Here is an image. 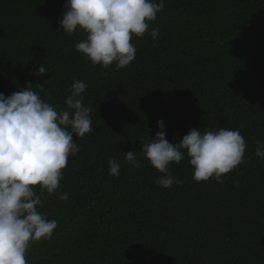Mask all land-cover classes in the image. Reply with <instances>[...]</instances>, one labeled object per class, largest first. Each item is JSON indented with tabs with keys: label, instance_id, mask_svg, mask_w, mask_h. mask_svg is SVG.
<instances>
[{
	"label": "trees",
	"instance_id": "1",
	"mask_svg": "<svg viewBox=\"0 0 264 264\" xmlns=\"http://www.w3.org/2000/svg\"><path fill=\"white\" fill-rule=\"evenodd\" d=\"M65 3L0 0V93L31 82L59 110L82 80L94 128L64 170L59 191L69 199L44 195L39 211L59 226L32 245L28 264H264V160L255 155L264 143V0H163L119 71L76 51L85 35L60 29ZM41 64L48 72L34 76ZM158 120L176 143L192 128L239 129L246 158L220 184L195 181L185 154L170 167L180 183L159 187L141 151ZM132 150L143 167L126 161Z\"/></svg>",
	"mask_w": 264,
	"mask_h": 264
},
{
	"label": "clouds",
	"instance_id": "2",
	"mask_svg": "<svg viewBox=\"0 0 264 264\" xmlns=\"http://www.w3.org/2000/svg\"><path fill=\"white\" fill-rule=\"evenodd\" d=\"M59 27L71 36L84 33L75 45L93 65L117 71L136 59L133 37H143L150 23L164 11L163 0H66ZM158 28L151 30L155 40ZM43 64L34 76L47 73ZM46 82V81H45ZM41 87L43 86L40 85ZM87 88L74 79L66 108L57 110L51 96L45 101L29 82L10 96L0 93V264H28L27 255L35 243L51 240L58 229L57 220H48L40 208L44 195L69 199L60 192V182L69 157L80 151L77 140L94 131L91 109L84 106ZM160 129L155 138L144 141L141 151L151 166L161 173L156 185L170 188L179 184L170 167L187 155L197 182L215 178L223 184L224 174L239 166L245 157L247 144L239 129L221 128L201 131L192 128L179 143L166 138V125L157 121ZM74 136L77 139H74ZM255 155L264 160V143L256 142ZM133 167H143L135 152L125 153ZM109 174L119 177L121 165L109 159ZM37 186L39 191H37Z\"/></svg>",
	"mask_w": 264,
	"mask_h": 264
}]
</instances>
